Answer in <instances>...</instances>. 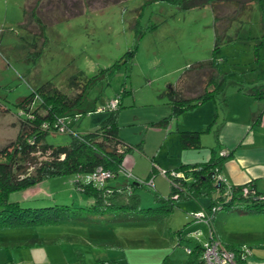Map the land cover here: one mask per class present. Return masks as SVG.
Here are the masks:
<instances>
[{"label": "rangeland", "instance_id": "374dc122", "mask_svg": "<svg viewBox=\"0 0 264 264\" xmlns=\"http://www.w3.org/2000/svg\"><path fill=\"white\" fill-rule=\"evenodd\" d=\"M97 2L79 15L50 23L44 10L39 15L47 24L37 26V32L32 21L25 23L27 29L23 25L25 0H0V148L16 136L18 99L48 81L72 96L75 91L67 85L71 77L81 85L83 77L96 76L78 107L83 114L70 127L79 134L93 132L109 114V110L96 109L110 100L119 103L117 135L122 144L130 146L122 166L143 183L135 194L144 209L156 205L153 196L169 193L168 178L161 171L171 174L182 165L207 161L211 152L221 154L224 142L220 127L224 119L237 118L236 111L231 114L236 97L251 104V110L264 107V97L254 99L237 90L264 84V0H237L216 5L215 10L207 5L181 10L166 2L146 0H122L98 8ZM214 28L219 41L213 50ZM129 50H133L132 55L114 66ZM204 61L219 69L216 100L180 112L166 128L150 126L168 115L167 98L159 94L180 76L190 79L197 93L203 88V71L193 66ZM222 97L226 98L224 103L219 100ZM238 127L232 122L231 130ZM180 130L198 131L199 147L182 149L177 135ZM69 139L64 131L44 137L53 146L65 145ZM70 180V175L43 179L10 193L8 201L28 208L53 204L87 208L89 199ZM211 197L215 194L190 199L173 196L171 212L158 220H142L147 215L141 212L119 215L129 218L127 221H109L114 215L89 220L99 218L89 214L81 215V220L12 227L14 231L5 227L0 229V244L13 254L24 251L32 260L21 264H43L47 256L54 258L53 264H194L186 248L194 242L203 243L208 229L181 234L180 244L175 235L169 236L192 222L191 210L204 213ZM224 210L230 209L222 207L217 212ZM247 224L243 219L238 225ZM23 230L38 236V242H28L29 247L22 248L23 242L4 241L15 240L6 238L11 234L22 239L19 233Z\"/></svg>", "mask_w": 264, "mask_h": 264}, {"label": "trees", "instance_id": "16d2710c", "mask_svg": "<svg viewBox=\"0 0 264 264\" xmlns=\"http://www.w3.org/2000/svg\"><path fill=\"white\" fill-rule=\"evenodd\" d=\"M27 1L25 0L23 5L24 27H27L25 23L32 21L36 28L37 26L41 28L44 24L52 21L79 15L90 8L93 2L98 1V8H100L122 0H32L29 4ZM156 1L166 2L181 10L206 5L215 10L216 5L237 2V0H146L147 3ZM26 2L28 6L25 5ZM44 10L49 19L47 23L43 22L39 15ZM39 28H37V32ZM218 41L214 28L213 50ZM132 53L133 50L125 52L122 58L113 65L118 66L119 63L125 62ZM194 68L203 71L202 75L205 78L203 88L197 93L193 89L190 79L182 80L180 76L174 85L170 84L159 94V96L167 98L170 109L168 115L150 122V126L166 128L168 123L177 118L180 112L204 101L212 100L214 102L216 100L217 94L220 92V89H217L219 84L217 81L218 66L212 62L204 61L197 62L193 66ZM94 77L96 76L93 78L92 76L83 77L81 85L75 81L74 77H71L67 85L75 91L72 96L55 88L48 81L15 102L18 124L16 136L14 140L0 148V228L29 227L42 223H54L58 219L81 220L83 219L81 215L88 216L89 214L98 217L114 215L115 217L108 220L127 221L126 219L129 218H122L119 215L141 212L147 215L142 217V220H158L171 212L173 196L176 199H186L211 193L215 194V197H211L204 212L210 219L222 207H227L230 212L234 213L264 211V202L260 193L250 183L226 187L223 180H217L218 167L223 157L227 155L226 151H224L225 154L218 156L211 152L209 159L205 162L180 166L173 171L180 176L165 172L170 184L168 195L166 197L155 195L153 196L155 206L141 208L135 189L142 186L143 183L130 172V176H125L123 173L125 169L122 166V160L125 151L130 146L122 144L117 135L116 110L119 103L117 102L116 107L108 111L109 114L101 120L98 128L93 132L79 134L70 127L72 122L77 121L83 114L78 107L82 104L83 94ZM237 90L254 99L264 97V84L254 85L247 91H241L240 88ZM121 92L123 93V90ZM219 100L224 103L226 98L222 97ZM258 120L259 116L255 121L258 122ZM60 126H64V132L69 134V142L65 145L55 146L46 143L44 137L49 133H59ZM177 135L182 149L199 147L198 131L182 130L178 131ZM98 166L111 171L113 177L101 183L89 180L90 172ZM58 175H70L72 186L83 192L89 199L87 208L56 204L28 208L21 207L16 201H8L10 193L26 189L43 179ZM148 180L146 179V182ZM111 181L112 183H110ZM100 219V217L89 218V220L95 221H100ZM191 221L193 226L203 224L193 217ZM198 232L199 228L197 227L191 230L182 228L174 230L171 235L181 238V234H196ZM210 237L215 239L212 232ZM207 239L208 235L205 240ZM187 250L190 257L197 258V263L201 264L202 243L194 242ZM234 250L236 249L234 248ZM239 264H243V262L239 261Z\"/></svg>", "mask_w": 264, "mask_h": 264}, {"label": "crops", "instance_id": "0c3cea01", "mask_svg": "<svg viewBox=\"0 0 264 264\" xmlns=\"http://www.w3.org/2000/svg\"><path fill=\"white\" fill-rule=\"evenodd\" d=\"M242 95L245 94L243 93ZM247 96L251 97L250 95ZM236 101L234 107H231V114L236 111L237 118L233 120V117L230 116L231 119H224L225 121L220 127L221 140L224 142V145H222L223 150L221 151H226L227 155L223 157L218 167V174L224 181L226 187L230 185L240 186L247 182L250 183L260 193L259 195L264 202V107H255L256 111L261 110L256 113V111L251 110L249 106L251 104L244 103V98L236 97ZM257 116H259L258 122L255 121ZM206 117L207 115L203 114V118L206 119ZM232 122L239 124L238 129L231 130ZM175 128L177 130V123ZM194 211L196 210H191L190 212ZM224 211L226 212H216L211 219L209 218L210 220L207 225L199 224L198 226H193L192 222L188 225V221L184 229L191 230L197 227L203 231L206 228L208 232L211 231L213 233L215 239L222 246L228 249H234L241 245L248 247L249 254L245 257L243 264H264V211L247 213ZM243 219L248 221V224L246 226L238 225L242 223ZM226 225L229 227L232 225L238 226L226 229ZM18 228L26 229V227H17L16 229ZM10 229L14 231V228L11 227ZM9 233L16 232L11 231ZM19 236L22 239L16 240L17 236L15 234L7 235L6 238L13 237L15 240L9 239L4 241H9L10 243L17 241L23 242L24 244L19 247L27 248L29 247L28 242L30 244H36L39 240V237L32 234L30 230H23V232L19 233ZM169 237L172 238L173 236L171 235ZM180 240L183 241L181 238H178V244H180ZM100 242L102 243V241ZM2 248H4V245L0 244V264L32 262V260L29 261L24 256V251L21 254L17 252L13 254V250L9 251ZM46 260L47 262L44 261L43 264H53L54 262V258L51 256H47ZM100 260L98 259V261ZM192 262L198 264L197 258L192 259Z\"/></svg>", "mask_w": 264, "mask_h": 264}, {"label": "built area", "instance_id": "2783aa9c", "mask_svg": "<svg viewBox=\"0 0 264 264\" xmlns=\"http://www.w3.org/2000/svg\"><path fill=\"white\" fill-rule=\"evenodd\" d=\"M116 100H110L106 103V105L102 108H97L96 111H104V110H112L116 107ZM65 131L64 126H60L58 128V132ZM225 154V152H221V155ZM165 176V172L161 171ZM125 176H130L128 171L123 172ZM171 175L180 176L179 174H175L171 172ZM113 175L111 171L107 169H103L102 167H96L92 172H90L88 178L89 180L95 181L97 183H101L106 179L112 178ZM217 180H222L220 176H216ZM149 185V180L147 181ZM192 217L207 225L209 223L208 216L203 212H194L191 213ZM211 231L208 232V239L202 243V250L200 255L201 264H239V261L243 262L245 257L249 254V248L246 246H238L234 249H228L222 246L217 240L211 239L210 237ZM197 234V233H196ZM107 264V263H102Z\"/></svg>", "mask_w": 264, "mask_h": 264}]
</instances>
